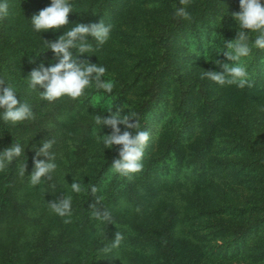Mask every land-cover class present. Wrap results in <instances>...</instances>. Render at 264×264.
<instances>
[{"label":"trees","instance_id":"trees-1","mask_svg":"<svg viewBox=\"0 0 264 264\" xmlns=\"http://www.w3.org/2000/svg\"><path fill=\"white\" fill-rule=\"evenodd\" d=\"M11 1L20 21L0 18V91L13 87L34 119L0 121V151L21 143L16 159L30 173L34 140L51 134L42 121L48 102L27 82L33 69L58 63L45 44L78 23L112 25L108 43L96 48L90 38L93 52H74L78 63L103 64L114 84L110 94L91 88L79 100L103 95L107 108L69 120L72 139L87 146L81 191L64 195L71 216L56 215V228L40 230L26 264H264V49L242 58L244 89L204 75L236 63L226 53L239 31V0H72L68 24L40 33L30 21L50 0ZM117 111L150 134L143 170L128 176L111 167L120 146L102 142L111 128L95 123ZM16 159L0 178V225L18 209ZM105 212L109 220L99 217ZM2 232L0 264H18L19 239Z\"/></svg>","mask_w":264,"mask_h":264},{"label":"clouds","instance_id":"clouds-1","mask_svg":"<svg viewBox=\"0 0 264 264\" xmlns=\"http://www.w3.org/2000/svg\"><path fill=\"white\" fill-rule=\"evenodd\" d=\"M10 5L7 0H0V18L9 15ZM72 0H50V5L39 11L31 18L32 30L35 33L59 31L68 24V16L74 12ZM176 15L187 18L188 13L184 8H178ZM234 20L238 23L239 31L237 39L228 44L226 53L228 59L235 61L233 65H225L224 71H206L204 75L219 85H234L239 89L250 86L248 73L241 63L242 58L249 57L253 49H264V0H239V12L233 13ZM112 25L104 20L98 23H78L67 30L55 42L46 45L58 59L49 68L41 65L39 70L33 69L27 77L29 87L34 90L37 85L44 89L40 98L49 103L64 97L76 100L85 95L86 90L95 88L106 94L113 91L114 84L106 78L107 68L101 64L88 62L78 63L76 54H89L94 51L91 41L96 48L105 45L111 38ZM16 90L11 86L3 87L0 91V121L6 125L16 126L25 121L34 119V113L29 103H21L16 96ZM112 107V106H111ZM108 108V109H111ZM132 114L121 116L119 111L110 114L107 118L95 116V123L111 128V133L103 136L102 142L106 149L120 146L118 158L112 161V170L121 176L139 173L143 170L144 150L150 140V134L142 130L139 122L129 123ZM120 125L128 129H135V133L124 131L121 133ZM53 141H45L37 150L34 159V170L30 175V183L35 186L42 179L53 173L57 165L52 154ZM23 154L21 143H13L11 147L0 151V169L8 166L14 159ZM47 157L48 162L39 159ZM24 173V168L22 174ZM73 192H80L79 183L71 185ZM95 191V189H93ZM51 210L60 217H70L72 202L65 198L60 202L49 205ZM103 220H109L110 214L105 212L99 216ZM70 222V221H66ZM121 237L116 236V243Z\"/></svg>","mask_w":264,"mask_h":264},{"label":"rangeland","instance_id":"rangeland-1","mask_svg":"<svg viewBox=\"0 0 264 264\" xmlns=\"http://www.w3.org/2000/svg\"><path fill=\"white\" fill-rule=\"evenodd\" d=\"M7 2L10 8L9 15L6 17H11L12 21H20L16 13L18 10L12 5V1L7 0ZM40 91L42 93L44 89L41 88ZM84 97L87 99V91L84 96L76 100L64 97L47 104L49 113L42 118V121L48 123L45 127L51 131V134L35 139L32 148H35L37 154L43 142L53 141L52 154L57 165L53 173L44 177L40 184L33 186L29 180L30 170H26L18 159L15 160L17 184L14 194L18 209L15 212H11V209L7 211L10 214L7 213V222L0 225V235H3L2 231L8 228L18 237L21 248L20 256H22L18 264H26L29 256L34 253L35 242L38 240L41 229L48 230L57 227L56 214L49 205L62 201L64 195L72 191L73 183L83 185V175L87 165V146L80 145L79 141L72 139L71 131L74 123H69V120L72 116L76 120H90L94 108L108 107V102L103 95H95L92 102L80 104L79 100L83 101ZM41 160L48 162L47 157L41 156ZM23 168L24 173L22 174ZM4 172V168L0 169V178ZM45 179L46 185L43 182Z\"/></svg>","mask_w":264,"mask_h":264}]
</instances>
